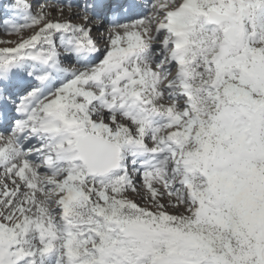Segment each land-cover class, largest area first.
<instances>
[{"label":"snow or ice","instance_id":"snow-or-ice-1","mask_svg":"<svg viewBox=\"0 0 264 264\" xmlns=\"http://www.w3.org/2000/svg\"><path fill=\"white\" fill-rule=\"evenodd\" d=\"M0 11V264H264V0Z\"/></svg>","mask_w":264,"mask_h":264}]
</instances>
